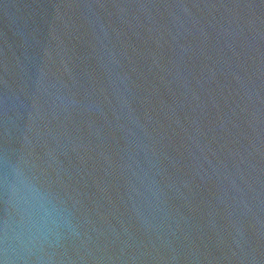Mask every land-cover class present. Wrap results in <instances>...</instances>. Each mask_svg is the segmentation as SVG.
<instances>
[{"label": "water", "instance_id": "obj_1", "mask_svg": "<svg viewBox=\"0 0 264 264\" xmlns=\"http://www.w3.org/2000/svg\"><path fill=\"white\" fill-rule=\"evenodd\" d=\"M0 264H264V0H0Z\"/></svg>", "mask_w": 264, "mask_h": 264}]
</instances>
